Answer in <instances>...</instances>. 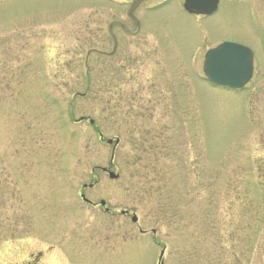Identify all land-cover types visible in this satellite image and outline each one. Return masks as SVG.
<instances>
[{
	"label": "rangeland",
	"instance_id": "1",
	"mask_svg": "<svg viewBox=\"0 0 264 264\" xmlns=\"http://www.w3.org/2000/svg\"><path fill=\"white\" fill-rule=\"evenodd\" d=\"M165 1L136 9L137 34L136 0H0V264L63 245L49 264H264L261 99L252 116L201 83L189 50L202 32L251 44L261 76L264 0L201 22L183 0L145 10Z\"/></svg>",
	"mask_w": 264,
	"mask_h": 264
},
{
	"label": "flooded vegetation",
	"instance_id": "2",
	"mask_svg": "<svg viewBox=\"0 0 264 264\" xmlns=\"http://www.w3.org/2000/svg\"><path fill=\"white\" fill-rule=\"evenodd\" d=\"M138 1V0H137ZM148 0H142L141 3L139 4V6L137 7L140 8L144 3H146ZM174 2L176 0H166L164 3L160 4V5H151L149 7H145V10H156L159 7H164L165 5H168L170 2ZM229 1H233V0H219L218 6H217V10L215 11V13L206 16V15H198L196 13H190L185 9V4H186V0H183L182 3H180V7L182 9V11L189 15L194 21L196 22H201L204 19H210V18H214L216 17L222 10V7L224 6V4L226 2ZM248 7L250 8L248 14H253V1H251L250 3H248ZM257 10L259 11L258 13H260L261 18H262V23L264 25V14L261 12V10L259 9L258 5L256 6ZM143 27H142V21H138L137 20V34L140 33V31H142ZM260 42L262 43L263 47H264V32H262L260 34ZM198 44H196V46H193L192 48H190L189 50H192V55H196L199 52H202V58H201V68H202V73L203 70L205 68V63H206V55L218 48L219 46H221L224 43H233V44H237V45H241L244 47L249 48L253 55H254V59H253V74H252V78L250 80L247 81V84H245L242 88L240 89H234L228 86H218L215 85L212 88H215L216 91H219L220 93H224L223 96H227L226 94L233 96V98L236 99V97L239 96L240 98V104H246V110L249 113V115L253 116V111H254V105L255 103H259L258 100L261 99L260 102H262V109H263V115H264V74H262L261 76L258 74V70L255 64V56H256V52L254 47H252L251 44H246L244 42H238V41H234V40H230L227 38H212L209 34L207 33H203L201 34L200 38L196 39ZM199 80L201 83H211L209 82V80L204 77V75H200L199 76ZM258 87V88H257ZM262 87V89H261ZM242 108V107H241ZM240 108V109H241ZM241 113H242V109H241ZM264 117V116H263ZM253 122H250V124ZM262 150H264V134L262 135ZM92 208L96 209L99 206H91ZM103 209V208H102ZM125 216V215H124ZM127 216V215H126ZM69 243V241H68ZM65 246V245H63ZM62 246V247H63ZM62 247H59L58 249L52 248L51 252L55 253L57 252L58 257L60 258V255L58 253L59 251H62ZM67 251V250H66ZM49 253H51L50 251H48ZM49 253L43 252V251H37V252H32L27 258V260L25 261V259L21 262H18L17 264H49L47 261V256ZM61 253V252H60ZM68 253V252H67ZM63 254V253H62ZM64 258L61 260L58 258V262L56 264H75L76 263V259H72L68 256V254H63ZM75 260V261H74ZM65 261V262H64Z\"/></svg>",
	"mask_w": 264,
	"mask_h": 264
},
{
	"label": "water",
	"instance_id": "3",
	"mask_svg": "<svg viewBox=\"0 0 264 264\" xmlns=\"http://www.w3.org/2000/svg\"><path fill=\"white\" fill-rule=\"evenodd\" d=\"M142 0L135 2L129 15L133 17L134 11L137 9ZM219 0H186L185 8L190 13H196L200 15H211L217 10ZM205 74L210 81L216 82L215 84L230 86L232 88H242L247 81L251 79L253 72V55L252 52L239 45L235 44H223L216 50L210 51L206 55ZM85 121V118H80L77 122ZM91 125H94V121H90ZM101 139L103 136L100 135ZM113 140H108V145H113ZM119 140H115V145L112 151L111 163L113 162L115 150ZM103 172L108 173L111 180H116L119 175L108 171L105 168L101 169ZM94 185L84 186V189L93 188ZM82 199L90 203L84 195ZM101 206H105V201L99 203ZM124 214V213H123ZM133 223L138 222V218L133 216ZM155 233V231H153Z\"/></svg>",
	"mask_w": 264,
	"mask_h": 264
}]
</instances>
